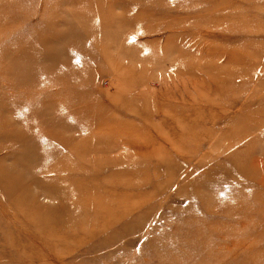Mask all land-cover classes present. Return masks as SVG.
<instances>
[{
	"label": "rangeland",
	"instance_id": "1",
	"mask_svg": "<svg viewBox=\"0 0 264 264\" xmlns=\"http://www.w3.org/2000/svg\"><path fill=\"white\" fill-rule=\"evenodd\" d=\"M0 264H264V0H0Z\"/></svg>",
	"mask_w": 264,
	"mask_h": 264
}]
</instances>
